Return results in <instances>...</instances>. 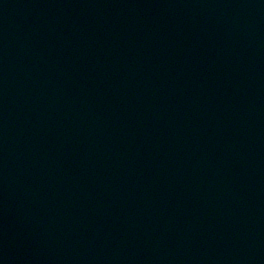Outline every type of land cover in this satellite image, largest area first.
I'll return each instance as SVG.
<instances>
[{
    "label": "water",
    "instance_id": "obj_1",
    "mask_svg": "<svg viewBox=\"0 0 264 264\" xmlns=\"http://www.w3.org/2000/svg\"><path fill=\"white\" fill-rule=\"evenodd\" d=\"M0 264H264L241 0H0Z\"/></svg>",
    "mask_w": 264,
    "mask_h": 264
}]
</instances>
